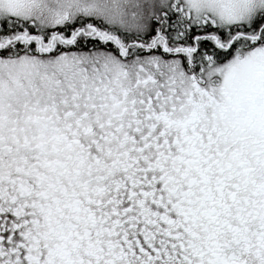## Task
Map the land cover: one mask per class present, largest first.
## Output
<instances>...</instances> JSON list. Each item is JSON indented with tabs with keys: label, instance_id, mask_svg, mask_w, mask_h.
<instances>
[{
	"label": "snow or ice",
	"instance_id": "obj_1",
	"mask_svg": "<svg viewBox=\"0 0 264 264\" xmlns=\"http://www.w3.org/2000/svg\"><path fill=\"white\" fill-rule=\"evenodd\" d=\"M0 264H264V0H0Z\"/></svg>",
	"mask_w": 264,
	"mask_h": 264
}]
</instances>
